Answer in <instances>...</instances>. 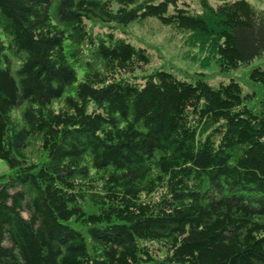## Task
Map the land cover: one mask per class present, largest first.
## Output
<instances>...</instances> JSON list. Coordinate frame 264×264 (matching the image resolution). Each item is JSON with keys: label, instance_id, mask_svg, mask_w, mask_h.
I'll use <instances>...</instances> for the list:
<instances>
[{"label": "trees", "instance_id": "16d2710c", "mask_svg": "<svg viewBox=\"0 0 264 264\" xmlns=\"http://www.w3.org/2000/svg\"><path fill=\"white\" fill-rule=\"evenodd\" d=\"M149 19L264 57L249 0H0V264H264L263 63L150 69Z\"/></svg>", "mask_w": 264, "mask_h": 264}, {"label": "rangeland", "instance_id": "374dc122", "mask_svg": "<svg viewBox=\"0 0 264 264\" xmlns=\"http://www.w3.org/2000/svg\"><path fill=\"white\" fill-rule=\"evenodd\" d=\"M188 2L194 7H198L199 0H180ZM259 8H264V0H249ZM216 4L218 0H211ZM132 34V38L136 41H142L141 44L148 46L152 54V63L149 68L164 66L171 69L180 75L202 72L206 75V79L213 85L227 83L231 78H238L242 85L247 87V72L248 70L259 63H263L264 57L256 58L250 65L241 67L238 70L229 72L228 74L219 73L217 65L210 67L201 66L200 61H194L183 57L184 53L189 50L182 41V36L175 33L169 27L163 26L156 19H149L144 23H134L128 29Z\"/></svg>", "mask_w": 264, "mask_h": 264}]
</instances>
